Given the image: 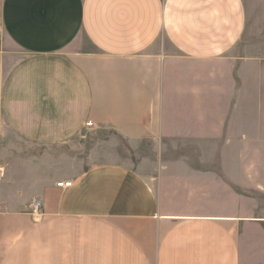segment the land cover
I'll return each mask as SVG.
<instances>
[{
  "label": "crops",
  "instance_id": "obj_1",
  "mask_svg": "<svg viewBox=\"0 0 264 264\" xmlns=\"http://www.w3.org/2000/svg\"><path fill=\"white\" fill-rule=\"evenodd\" d=\"M0 27V134L27 147L77 150L93 121L109 148H264L256 78L234 75L264 65V0H0ZM97 147L54 158L39 219L0 209V264H264V177L241 210L238 157Z\"/></svg>",
  "mask_w": 264,
  "mask_h": 264
},
{
  "label": "rangeland",
  "instance_id": "obj_2",
  "mask_svg": "<svg viewBox=\"0 0 264 264\" xmlns=\"http://www.w3.org/2000/svg\"><path fill=\"white\" fill-rule=\"evenodd\" d=\"M247 1L251 6V0ZM257 40L258 38L251 36V23H249L239 47L240 54L251 60V45L257 43ZM234 75L237 78L236 82L239 84L240 89L245 86L246 91L249 90L251 92L253 79L256 78L255 106L257 109L264 108V65L256 70L251 69V66L237 69ZM248 86L250 87L249 89ZM225 119L226 121L227 119L230 120V118ZM97 129L95 124L94 128H90L86 132L82 139V148L77 150H70L66 146L59 150L27 147L8 131L0 134V138H2V143H0V209L21 210L27 206L29 207L34 200L38 199V197L33 196V192L37 188V181L48 178L50 174H53L51 172H54L55 168L59 167L54 162V158L64 156L67 159H78L88 155L93 146H99L96 154L107 155L111 153L113 156H120L123 159L130 158L132 165L136 168L145 167L143 163L146 161L144 162V159L155 155L167 157H238L240 164H225L224 167H231L233 172L237 173V176L239 175L240 191L244 194L240 199L241 210L246 211L248 208L251 210V170L252 173L256 172L255 175L262 181L264 177V148H179L155 150L151 147V142L144 143L147 148L141 149L121 147L120 143H113L111 148H109L105 147L103 141L107 140L110 134L97 132ZM64 168L68 170L71 166L65 164ZM260 182L256 180V184ZM244 231L245 229L241 228V243L246 246L251 241V230ZM243 264H251V261L243 260Z\"/></svg>",
  "mask_w": 264,
  "mask_h": 264
},
{
  "label": "built area",
  "instance_id": "obj_3",
  "mask_svg": "<svg viewBox=\"0 0 264 264\" xmlns=\"http://www.w3.org/2000/svg\"><path fill=\"white\" fill-rule=\"evenodd\" d=\"M3 40V32H2V29L0 27V41ZM95 127V123L93 121H88L87 124H86V128L90 129V128H94ZM59 188H62V189H68V188H71L73 183L71 181L69 182H60L57 184ZM30 212L31 214H33V216L36 218V219H39L43 214H42V211H43V203L40 199H36L34 200L30 206Z\"/></svg>",
  "mask_w": 264,
  "mask_h": 264
}]
</instances>
